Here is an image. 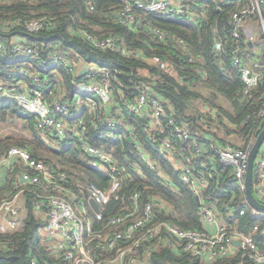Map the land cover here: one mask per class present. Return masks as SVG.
<instances>
[{"label":"trees","instance_id":"16d2710c","mask_svg":"<svg viewBox=\"0 0 264 264\" xmlns=\"http://www.w3.org/2000/svg\"><path fill=\"white\" fill-rule=\"evenodd\" d=\"M127 1L134 6L136 16L123 23L125 0H0V86L24 85L38 90L52 109L55 101L73 105L67 114L59 115L67 131L61 136L42 129L39 118L21 109L14 96L0 99L1 121L11 117L23 121L22 133L0 136V158L11 146H20L37 159L58 166L67 174L70 199L74 204L75 197L83 199L93 229L104 236L140 217L149 201L154 203L153 223L167 221L186 229H202L200 211L206 204L231 227L250 233L260 218L253 214L246 190L232 175L231 167L221 161L218 149L254 144L263 128L258 117L264 108L261 16L254 15L241 27L242 38L236 43L232 13L249 0H184L204 9L198 20L183 12L145 11L138 8V0ZM33 20L44 22L36 32L27 27ZM251 25L258 30L255 43H250L248 37ZM88 35L94 40L114 35L118 45L100 48ZM218 40L223 43L220 51L215 47ZM17 44L37 48L39 56L14 54L12 48ZM58 52L69 58V65L53 59ZM238 55L249 65L257 62L256 70L262 73L259 84L248 93L233 62ZM86 63L108 71L111 100L105 103L96 97L95 108L88 101L95 95L81 92L80 87L98 82L100 73L93 77L82 74ZM143 88L164 102L163 132L154 125L150 108L144 113L127 108L126 104L136 100ZM80 95L84 102L75 104ZM176 125L187 128L191 138H179L174 131ZM194 138L202 150L193 154ZM166 139L173 141L177 151L163 148ZM82 142L101 147L119 171L120 187L102 209L100 220L90 205L88 186L94 183L108 189L111 180L90 164L89 156L80 148ZM185 153L194 155L193 175L207 179L199 194L181 177L178 162ZM2 166H6V172L0 178V203L20 192L19 200L24 205L19 228L0 233V264H31L32 259L41 264H71L55 255L46 242L48 219L38 203L42 187L22 182L25 166L21 162ZM254 182L259 183L257 162ZM135 207L137 211L122 223H109ZM241 208H245L244 214H240ZM255 237L260 240L259 235ZM98 239L92 241L95 246L100 243ZM148 244L149 250L139 255L143 264H257L242 258L240 247L215 259L194 256L184 251L166 229L161 239H152ZM95 248L103 257L114 254L101 246Z\"/></svg>","mask_w":264,"mask_h":264},{"label":"built area","instance_id":"2783aa9c","mask_svg":"<svg viewBox=\"0 0 264 264\" xmlns=\"http://www.w3.org/2000/svg\"><path fill=\"white\" fill-rule=\"evenodd\" d=\"M125 3L126 7L121 18L123 23L133 21L136 16L134 6L127 0H125ZM137 6L145 11H156L164 14L183 12L194 20H198L204 14L203 8L197 9L193 4L185 3L184 0H138ZM263 7L264 0H249L247 4L232 13L230 22L232 24V36L236 43H240L242 38L241 27L254 15L261 16L263 36L260 41L264 43ZM43 25V20H33L27 23L28 29L34 32L40 30ZM248 37L250 42H256L255 34L249 33ZM88 38L92 39L94 44L100 48H116L118 45V37L114 35L101 40H94L91 35H88ZM1 47L2 45L0 44ZM215 47L220 51L223 47L222 41H216ZM12 52L17 55L39 56L38 49L30 45H14ZM53 59L55 61H63L69 65V58L60 52L54 53ZM155 60H158V57ZM233 62L239 69L245 85V92L248 93L259 84L262 78L261 71L256 70L259 64L256 62L253 66L249 65L243 62L239 55L234 57ZM97 73H100L98 82L84 83L80 87L81 92L95 95L88 99L93 108L98 104L96 97L105 103L111 100L108 71L96 64L88 63L85 74L88 77H93ZM8 96H14L21 109L35 114L39 118V126L42 129L54 130L61 136L67 135L65 123L59 115L67 114L72 104L55 101L54 109H52L40 91L24 85L16 88L0 86V99ZM83 102V96L80 95L75 104L80 105ZM126 105L130 111L139 113H144L150 108L154 125L163 132L164 102L157 97H153L146 88H143L136 100L128 102ZM258 117L262 119L264 127V108L258 112ZM170 123L173 124L174 120L170 119ZM174 131L179 138H191V133L187 128L176 125ZM130 133L132 134L131 131ZM131 136L135 140V136L133 134ZM80 145L81 150L89 156L90 164L95 169L107 173L111 180L108 189H103L94 183L88 186L89 201L90 198H93L100 208L99 211H96L91 206L92 210L96 219L100 220L103 218L102 209L109 202L111 195L120 187L119 171L112 157L101 147L86 142H82ZM253 146L254 144L250 143L245 146L228 145L218 149L221 161L231 167L232 175L245 190V179L249 173L250 155ZM163 148L168 151H177L176 146L170 139L165 140ZM192 149L193 154L202 150L196 138L193 139ZM12 161L21 162L25 166V171L21 175L22 182L42 187L43 191L38 194V203L45 209L46 218L49 215L45 229L49 241L48 245L55 255L63 256L71 264H143L144 261L140 260L139 255L143 251L149 250L148 242L150 240L161 239L162 231L165 229L170 235L178 239L184 251L202 259H215L219 256L228 255L235 241L240 240L239 247L242 250V258H248L257 264H264V211L253 207V214L260 218V222L253 226L250 233H247L225 223L214 207L205 204L201 206L200 211L204 228L186 229L167 221L153 223L156 220L154 203L149 201L145 204L140 217L127 224L123 229H113L111 233L104 236L102 231L93 229V219L83 199L75 197L76 204L70 199V189L66 185V172L53 163L37 159L28 149L20 146H11L0 158V166L9 165ZM193 162L194 155L185 153L178 165H180L182 179L190 182L193 191L199 194L207 184V179L203 175H193ZM256 162L259 183L254 182V185L259 187L257 197L264 203V143L255 159ZM19 194L20 192L13 198L6 199L0 203V233L15 230L20 226L23 205L19 200ZM137 196V193L133 195V199L136 200ZM247 200H244L243 203H246ZM137 208L135 207L134 210L126 212L125 215L111 218L109 223H122L125 217L130 213H135ZM226 208L231 211L229 206H226ZM244 213L245 208H241L240 214ZM256 234L260 236V240L256 239ZM94 238H99V245L96 244L95 246L93 244ZM97 246L111 251L114 253L113 256H101L96 251L97 248L95 247ZM31 264L41 263L36 259H32ZM240 264H243V262L241 261Z\"/></svg>","mask_w":264,"mask_h":264},{"label":"water","instance_id":"95a60500","mask_svg":"<svg viewBox=\"0 0 264 264\" xmlns=\"http://www.w3.org/2000/svg\"><path fill=\"white\" fill-rule=\"evenodd\" d=\"M87 68H88V64L86 63L81 73L85 74L87 71ZM71 107H73V105H71ZM263 143H264V127L262 131L260 132L259 136L257 137L256 142L254 143V146L252 148L251 155H250L249 173L245 179V187H246V193H247L249 203L254 208L261 210V211H264V203L261 202L256 195V193L259 191V187L254 185V163H255V159ZM199 202H201L200 199H199ZM90 204L96 211L100 210L99 205L93 198H90ZM47 218H49V215H47ZM236 242L240 243V240H236Z\"/></svg>","mask_w":264,"mask_h":264},{"label":"rangeland","instance_id":"374dc122","mask_svg":"<svg viewBox=\"0 0 264 264\" xmlns=\"http://www.w3.org/2000/svg\"><path fill=\"white\" fill-rule=\"evenodd\" d=\"M79 68H82V66L79 64ZM22 124L23 121L20 119H16L14 121V118H10L7 121H1L0 120V136L2 135H6V134H19L22 133ZM229 137H232L231 135ZM235 143H239V140L236 138H233ZM4 171L6 172V166H2L0 167V172ZM2 174V172H1ZM2 180V179H1ZM22 202V201H21ZM22 205H24V202H22ZM47 243H49L48 239L46 241Z\"/></svg>","mask_w":264,"mask_h":264},{"label":"crops","instance_id":"0c3cea01","mask_svg":"<svg viewBox=\"0 0 264 264\" xmlns=\"http://www.w3.org/2000/svg\"><path fill=\"white\" fill-rule=\"evenodd\" d=\"M249 33H253V34H255V36H256V39H258V30H257V28H256V26L255 25H251V27L249 28ZM260 39V38H259ZM8 166V165H7ZM1 172H2V174H1ZM0 172V178H2V177H4V174H5V171H4V173H3V171H1ZM258 193V192H257ZM257 193H256V195H257ZM239 243L238 242H236L235 241V243L233 244V246H232V248H231V252H233L234 250H237L238 248H239Z\"/></svg>","mask_w":264,"mask_h":264}]
</instances>
